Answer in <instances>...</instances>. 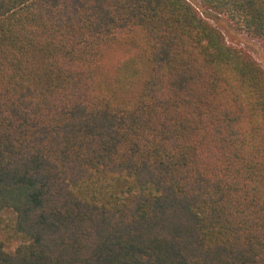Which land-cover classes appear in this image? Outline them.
<instances>
[{
  "label": "trees",
  "instance_id": "16d2710c",
  "mask_svg": "<svg viewBox=\"0 0 264 264\" xmlns=\"http://www.w3.org/2000/svg\"><path fill=\"white\" fill-rule=\"evenodd\" d=\"M191 1L0 0V264H264V68Z\"/></svg>",
  "mask_w": 264,
  "mask_h": 264
},
{
  "label": "rangeland",
  "instance_id": "374dc122",
  "mask_svg": "<svg viewBox=\"0 0 264 264\" xmlns=\"http://www.w3.org/2000/svg\"><path fill=\"white\" fill-rule=\"evenodd\" d=\"M191 2L204 15L210 16L209 20L219 27L230 45L249 53L264 68V43L260 38L237 28V25L227 16L216 15L211 11L205 13L203 11L205 7L200 0H192ZM14 218L15 214L12 211L0 213V241H3L9 250H14L20 243L19 238L8 235L5 229V224L12 223Z\"/></svg>",
  "mask_w": 264,
  "mask_h": 264
}]
</instances>
